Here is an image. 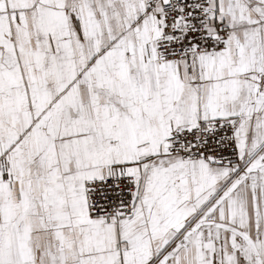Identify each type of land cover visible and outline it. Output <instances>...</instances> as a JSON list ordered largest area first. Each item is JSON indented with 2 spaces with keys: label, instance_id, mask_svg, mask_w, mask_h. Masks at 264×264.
I'll list each match as a JSON object with an SVG mask.
<instances>
[{
  "label": "snow or ice",
  "instance_id": "1",
  "mask_svg": "<svg viewBox=\"0 0 264 264\" xmlns=\"http://www.w3.org/2000/svg\"><path fill=\"white\" fill-rule=\"evenodd\" d=\"M0 264H264V0H0Z\"/></svg>",
  "mask_w": 264,
  "mask_h": 264
}]
</instances>
